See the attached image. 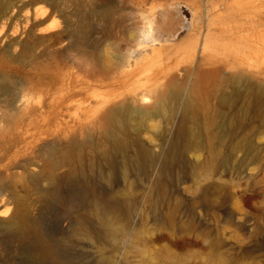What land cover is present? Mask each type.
<instances>
[{
    "label": "rangeland",
    "instance_id": "obj_1",
    "mask_svg": "<svg viewBox=\"0 0 264 264\" xmlns=\"http://www.w3.org/2000/svg\"><path fill=\"white\" fill-rule=\"evenodd\" d=\"M259 18L264 0H0V264H264V22L252 29ZM149 20L157 41L141 49ZM194 28L190 58L181 52ZM231 28L245 44L221 40ZM254 35L259 43L249 41ZM247 45L257 54L234 62ZM208 54L224 72L194 80L211 67ZM158 55L179 77L183 97L170 101L173 112L156 115L154 97H130L155 116L133 122L131 147L115 164L97 158L90 179L73 180L74 133L104 141L97 101L112 89L102 80L126 58ZM89 103L97 114L82 130ZM92 186L84 205L80 194ZM25 215L36 235L1 225Z\"/></svg>",
    "mask_w": 264,
    "mask_h": 264
},
{
    "label": "bare ground",
    "instance_id": "obj_2",
    "mask_svg": "<svg viewBox=\"0 0 264 264\" xmlns=\"http://www.w3.org/2000/svg\"><path fill=\"white\" fill-rule=\"evenodd\" d=\"M219 16H223V14L221 15L219 14ZM261 18H259L256 22H254V24L252 25L253 26L252 29L257 30L258 28H261L263 26L264 21L261 20ZM146 25H147V29L143 33L144 35L143 40L140 38H139L140 40L138 39L139 40L138 47H141V49L146 48L145 44H147L148 42L157 41V38H155L154 36L153 21L149 20L146 23ZM229 30L230 31L227 33L220 34L221 40H225L231 44H240V45L241 43L245 44L243 43L244 41L242 40L245 37H243L240 34L241 33L240 31H234V28H231ZM193 32H194L193 37L195 39L189 42L188 44H186L182 48V52H181V54H187L188 57L190 58L195 56L196 50L198 48V41L196 38L197 32L195 28ZM212 38L213 37L210 36L205 39L202 47V54H206L205 52L211 49L210 44ZM254 38L255 35L251 36L249 41H255L256 43H259L257 41L258 39L256 40ZM256 52H257L256 47L254 45L251 46L247 45L245 46V48L241 49V51L237 54L236 57L233 58V61L239 64L240 63L249 64V60L252 58L251 57L252 53H256ZM260 55H261V51H260ZM204 59H206L209 62V64H211V67L206 70L204 69L205 70L204 72L202 70L201 73L196 72L197 76L193 75L194 77H196L194 80L200 81L211 75L212 76L215 75L216 77V74L224 72V71L220 72V70L222 69L221 67L222 61L216 59L212 54L206 55ZM165 61L166 60L162 59L161 55H158L154 59H147V57L143 59H138L133 57L126 58L122 61L121 64H119V66L116 68V71L112 75H109L106 83L104 80H102L103 86L105 85L106 87L112 89V92H110L108 95L109 96L108 99L104 98L101 101H97V104H99L100 106H104V110L102 111V113H100L99 116H97V119L95 121L97 122V124H99L98 128L101 137L104 140L103 141L104 143L103 142L94 143L91 138L89 139L90 136L87 134H86V141L81 142L76 138L77 133H74V136L70 139L71 147H72L71 153L68 154V157L70 158L69 161L71 164L69 170V176L73 180H77L80 177H88V179H90L89 175L91 174L89 173V170H92V167H94V163L97 158H100V160H105L110 165H113L115 164V157L117 155L128 153L132 144L131 131L134 128L133 122L136 119H144L147 117L151 118V116H153L154 114L153 112L148 110L134 109L130 103V99H129L130 97L131 99H135L136 97H141V100L143 102L148 101L149 99L154 97L155 101L152 104L153 106L152 108L156 111V115L157 114L162 115L165 112H169V113L173 112L174 109L172 106H170L171 103L170 101L172 99L175 101L180 100L183 97V93L178 85L179 77L177 76V74L174 72L173 69H170V64L173 61H169L167 64H165ZM175 61L177 62L178 60ZM157 64L160 65L156 66ZM227 64L229 65V63ZM139 65H141V67L135 68V66L137 67ZM200 69L202 68H199L198 72ZM185 71L186 73L189 74L191 70L189 71L188 68H186ZM184 76L185 74L183 75V77ZM219 77L220 75L217 76L218 79ZM209 83L211 85V81ZM121 89L124 90V92L120 93L119 91ZM200 89L201 88L199 86L194 87L190 92L189 97L198 96L197 94L200 92ZM223 90L224 91H222L221 93L220 100L221 102H223V104H225L227 101H229V94L225 89ZM189 97H187L186 99V104H185L186 109L189 108L191 103ZM206 102H208V99H206ZM96 114H97L96 109H93V106L90 105L89 103L84 109V114H83L84 119L82 120L79 119L78 124L80 125V128L84 130V128L86 127L85 122L88 121L90 115H96ZM83 134H85V132ZM89 147L92 148L87 150V148ZM84 165H86L88 168L85 169ZM100 173L102 174L103 172ZM95 192H97V190L94 186L89 187L88 189L86 188L85 191H82L80 194L81 202L84 203V205L85 204L88 205L90 203L91 196ZM49 196L51 199L53 198L52 195ZM116 208L117 207L115 206H111L110 210ZM1 225L3 226L4 229L14 232L13 234H16V236L18 237H26L27 235L37 234V225L29 215H25L24 217H22L20 222L17 224L2 222ZM46 258H49L48 254L46 255Z\"/></svg>",
    "mask_w": 264,
    "mask_h": 264
}]
</instances>
